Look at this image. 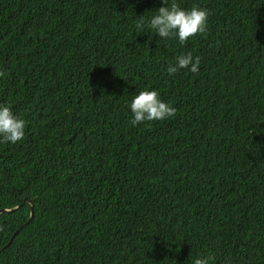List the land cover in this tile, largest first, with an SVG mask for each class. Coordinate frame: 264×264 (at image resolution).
<instances>
[{
    "label": "trees",
    "instance_id": "1",
    "mask_svg": "<svg viewBox=\"0 0 264 264\" xmlns=\"http://www.w3.org/2000/svg\"><path fill=\"white\" fill-rule=\"evenodd\" d=\"M176 2L210 12L183 45L148 26L162 0H0L27 122L0 143V264H264V0ZM145 89L176 114L133 126Z\"/></svg>",
    "mask_w": 264,
    "mask_h": 264
},
{
    "label": "clouds",
    "instance_id": "2",
    "mask_svg": "<svg viewBox=\"0 0 264 264\" xmlns=\"http://www.w3.org/2000/svg\"><path fill=\"white\" fill-rule=\"evenodd\" d=\"M163 6L157 9V13L150 19L148 26L155 31L160 38H177L183 45L190 37L207 32V22L210 12L206 8L193 6L190 10L183 9L176 0H162ZM136 29L143 32L145 20L143 15L137 17ZM201 58L193 57L192 53L180 55L176 63H170L167 67L169 75L178 73L181 69H189L193 74L198 73ZM245 68L251 71V65L246 63ZM5 76L0 71V77ZM130 109L133 114L131 124L136 126L144 122L165 120L176 114L177 109L161 100L158 91L142 90L136 95ZM26 121L15 115L10 106L0 104V143L15 144L23 140L25 136ZM0 231L3 228L0 227ZM215 257L212 254L201 256L194 260V264H210Z\"/></svg>",
    "mask_w": 264,
    "mask_h": 264
},
{
    "label": "water",
    "instance_id": "3",
    "mask_svg": "<svg viewBox=\"0 0 264 264\" xmlns=\"http://www.w3.org/2000/svg\"><path fill=\"white\" fill-rule=\"evenodd\" d=\"M25 201H27V199H25ZM2 211L9 212L10 209H7V208L0 209V212H2ZM32 216H33V212H32V210H31V212H30V218H32ZM30 218H29V219H30Z\"/></svg>",
    "mask_w": 264,
    "mask_h": 264
}]
</instances>
